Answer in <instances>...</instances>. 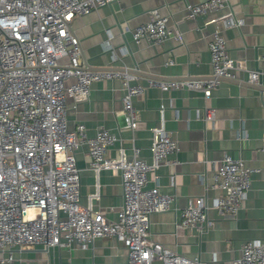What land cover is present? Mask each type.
Segmentation results:
<instances>
[{"label":"built area","instance_id":"1","mask_svg":"<svg viewBox=\"0 0 264 264\" xmlns=\"http://www.w3.org/2000/svg\"><path fill=\"white\" fill-rule=\"evenodd\" d=\"M113 1L0 0V264H13L14 249L40 246L48 251L69 248L72 243L88 248L105 237H114L122 244L126 264H206L150 238V216L170 209L174 200L156 185L146 187L148 174L158 165L178 163L170 158L178 145L164 129L156 131L153 163L149 164L133 144L127 158H112L108 151L120 137L108 129L100 127L88 136L81 123L73 129L67 127L66 100L76 106L87 98L90 85L101 79L119 80L124 127L132 131L137 127L133 98L145 92L144 86L132 82L138 75L127 69L89 68L80 60V42L70 29L74 17ZM227 2L186 3V15L193 19L216 12ZM168 21L158 9L151 10L149 19L132 29L133 42L146 39L160 44L176 36ZM217 21L226 27L241 23L231 13ZM103 49L112 50L111 62L117 60L110 44H103ZM208 53V77H146L147 86L160 91L194 90L208 99L222 81L235 78L237 70L247 72L248 83L259 81L256 70L241 67L229 55L219 27L212 32ZM205 117L211 119L213 111H206ZM81 147L86 148L88 166L95 173L102 169L120 173L123 202L115 220L81 204L80 169L75 159ZM254 171L242 159L223 155L210 184L222 192L212 204L220 215L236 217ZM207 211L204 197L191 199L179 211L175 227L201 232L209 225ZM225 264H264V241H244L240 255Z\"/></svg>","mask_w":264,"mask_h":264},{"label":"crops","instance_id":"2","mask_svg":"<svg viewBox=\"0 0 264 264\" xmlns=\"http://www.w3.org/2000/svg\"><path fill=\"white\" fill-rule=\"evenodd\" d=\"M202 0H114L70 22L81 46L80 60L91 69H127L138 75L145 92L133 98L138 123L134 131L124 127L120 82L101 79L90 85L85 100L71 105L67 99V127L84 125L93 136L100 127L120 137L108 151L112 158H127L131 146L140 148V157L153 163L152 144L164 129L178 145L176 165L160 164L148 174L146 187L158 186L173 196L164 212L149 220L150 238L186 257H199L206 264H225L240 255L246 240L264 241V0H228L219 11L187 17L186 3ZM158 9L169 17L176 36L156 44L146 39L134 43L132 29L149 19ZM231 13L239 25L224 26L218 17ZM220 28L229 55L247 70L259 73L257 83L247 82V72L237 70L235 78L224 80L205 99L194 90L160 91L148 87L145 78H203L211 73L208 43ZM107 42V43H106ZM117 60L111 62L112 50ZM172 59L173 63L168 61ZM258 87V88H257ZM206 111H213L207 119ZM240 158L256 169L236 217L220 215L212 206L222 192L211 187L212 174L223 155ZM80 169L81 204L116 219L122 205L121 177L118 170L89 168V155L81 147L75 155ZM204 197L209 225L198 232L193 227H175L179 211L188 201ZM13 264H126V250L114 237L96 239L88 248L72 243L69 248L44 250L40 246L14 249ZM154 264H159L155 262Z\"/></svg>","mask_w":264,"mask_h":264},{"label":"water","instance_id":"3","mask_svg":"<svg viewBox=\"0 0 264 264\" xmlns=\"http://www.w3.org/2000/svg\"><path fill=\"white\" fill-rule=\"evenodd\" d=\"M258 88V87H257Z\"/></svg>","mask_w":264,"mask_h":264}]
</instances>
